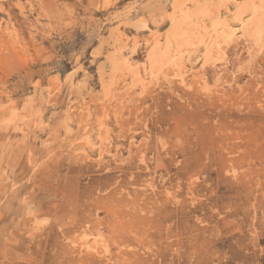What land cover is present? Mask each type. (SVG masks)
Segmentation results:
<instances>
[{"label": "rangeland", "instance_id": "1", "mask_svg": "<svg viewBox=\"0 0 264 264\" xmlns=\"http://www.w3.org/2000/svg\"><path fill=\"white\" fill-rule=\"evenodd\" d=\"M0 264H264V0H0Z\"/></svg>", "mask_w": 264, "mask_h": 264}]
</instances>
